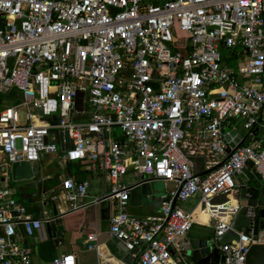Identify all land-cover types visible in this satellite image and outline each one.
I'll return each mask as SVG.
<instances>
[{"label":"built area","instance_id":"built-area-1","mask_svg":"<svg viewBox=\"0 0 264 264\" xmlns=\"http://www.w3.org/2000/svg\"><path fill=\"white\" fill-rule=\"evenodd\" d=\"M176 24L185 37L175 39ZM11 92L21 101L0 111V264H31L22 241L42 225L13 197L10 167L57 154L59 144L62 159L97 163L110 181L109 233L127 253L138 248L115 264H182L194 210L202 207L219 241L237 210L236 176L251 163L264 180V137L253 134L264 128V0H0V94ZM236 118L248 144L224 131ZM115 127L123 137L109 139ZM129 171L175 184L157 215L127 212L132 187L119 179ZM88 189L66 177L49 201L86 209L98 203ZM196 196L193 211L179 208ZM258 243L264 231L221 244L224 264H245ZM52 264L77 262L63 254Z\"/></svg>","mask_w":264,"mask_h":264},{"label":"crops","instance_id":"crops-1","mask_svg":"<svg viewBox=\"0 0 264 264\" xmlns=\"http://www.w3.org/2000/svg\"><path fill=\"white\" fill-rule=\"evenodd\" d=\"M233 121L234 120L227 123V125L231 126ZM238 129L239 127L237 128V126L234 125L229 132L225 133H229L231 136L237 135V139L243 138L245 143V139L247 138L246 133L242 136L241 132L238 133ZM64 151L65 148L59 144V152L57 154L41 155L43 162L49 160L52 162L45 165L42 173H37L34 167L36 164L40 163V157L38 162L32 164L34 174L32 179L22 181H13L11 179L13 182H17L16 186L14 185L15 183H10L9 180V186L13 197L25 208L26 213L34 218H49L50 215L47 212V207L51 202L49 201V197L53 195L61 196L60 184L63 178L68 177L77 182L87 181L89 183L88 194L91 199L101 198L111 190L110 181L101 171L99 164L92 163L88 160L68 162L61 158ZM199 159L202 161L201 166L196 165V167H198V172L203 174L204 159ZM141 178L144 177L129 171L125 176L119 179V183L123 186H132ZM235 179L237 182L239 179L242 181L245 179L246 181L244 182L255 181L257 186L264 183V180L260 179L259 176L254 173L251 163H248L244 173L236 176ZM159 182L161 181H152L150 183L151 195L149 197H142L140 203H129L127 212L130 215L146 217L158 214L161 196L166 192L174 190L176 187L172 182H161L163 183L162 186H160ZM0 184H2L1 177ZM152 184H154V187ZM239 189L240 187L237 188V191H239ZM159 191L161 195L157 194ZM236 195L237 193L233 194L232 198ZM198 201L199 196H196L184 203L178 204V206L183 211H193ZM224 201L225 198L221 202H215L214 200L215 203H222ZM55 203L58 210L63 214L61 217L62 223L60 225L62 228L61 239H58L59 241L55 243L50 235L51 230H48L44 223H42L40 229L34 234L35 237L33 242L30 238H24L22 242L29 244L31 249V264H52L55 258L63 254H73L77 264H98L100 262L115 264L117 261L121 260L119 253L115 251V248L120 245V243L112 238L109 233V228L103 230L100 209L97 205L90 206L86 209L68 211V206L61 197ZM193 218L194 223L192 228L182 240L186 244L190 240H199L211 233L213 235V229L201 206L194 210ZM18 233H21V229H18ZM90 234L96 236L94 242L96 248L94 250H89L87 247L88 243L86 238Z\"/></svg>","mask_w":264,"mask_h":264},{"label":"water","instance_id":"water-1","mask_svg":"<svg viewBox=\"0 0 264 264\" xmlns=\"http://www.w3.org/2000/svg\"><path fill=\"white\" fill-rule=\"evenodd\" d=\"M83 93L77 92L74 100V110L76 112H82L83 110ZM243 122L240 124L238 133L241 132ZM253 134L256 137V141L263 139L264 128L254 129ZM251 141V137L245 139V143L248 144ZM232 147V144H231ZM67 147L65 148V150ZM205 174V173H204ZM10 175L13 181L30 180L34 176L32 165L28 162H15L10 167ZM152 181H159L156 179L141 178L129 191V203H140L142 197H149L151 195L150 183ZM240 189L235 198V205L237 210L233 216V220L230 225V230L219 241H212L210 234L205 235L199 240H190L180 251V260L182 264H224V258L220 253L221 244L227 243L231 238H238V234L242 233L247 237L257 236L260 232L264 231V183L256 185L255 181L244 182L241 179L238 180ZM111 194L98 198L97 206L100 209V217L102 220V228L106 230L109 228L110 217V201L107 200ZM93 206V205H91ZM47 212L50 215L49 218H42L47 229L51 230V237L54 242H58L61 239V217L63 214L58 210L55 202H50L47 207ZM249 212H253V226L252 234L249 233L250 219L247 217ZM34 235L30 239L34 240ZM120 243V242H119ZM115 251L119 253L121 260L129 263L131 261V255L138 251L135 248L133 251L127 253L123 244L120 243L115 248ZM245 264H264V243L253 244L250 246L246 258Z\"/></svg>","mask_w":264,"mask_h":264},{"label":"rangeland","instance_id":"rangeland-1","mask_svg":"<svg viewBox=\"0 0 264 264\" xmlns=\"http://www.w3.org/2000/svg\"><path fill=\"white\" fill-rule=\"evenodd\" d=\"M174 31H175V35H176L175 39H178L179 37H185V33H183L182 31L179 30L177 24L174 26ZM221 55L223 56V59H227L229 57V52L221 50ZM236 65H237V60L236 59H230L229 60V66L235 67ZM20 101H21L20 95L17 92H11L9 94H0V111L3 110L6 107L18 104ZM23 112H24V110L23 111L20 110V113H23ZM240 124H241V120L236 118V119H234L233 124L231 126H228L227 123L223 125L224 126V131L225 132H229L231 130L232 126L236 125L237 128H238ZM122 135L123 134H122L121 129L119 127H115V128H112L109 138H111V139H120V138L123 137ZM241 135L244 136L245 135V131L241 130ZM17 148L20 149V142L19 141L17 142ZM194 161H195L197 166H201V162H202L201 159L196 158ZM50 162H52V161L49 160L47 162H43V158L41 157L40 163L36 164L34 169L36 170L37 173L38 172L42 173L43 172V168L45 167V165H47ZM197 169H198V167H197ZM9 180H10V183H13V184L15 183V182H13L11 180V177H9ZM243 180L246 181L245 179H243ZM16 184H17V182L14 185L16 186ZM159 184H160V186L163 185V183H161V182H159ZM109 186H110V184H109ZM152 186L154 187V184H152ZM157 194L161 195V192L159 191ZM223 200H224V197L221 196V197L215 199V202H221ZM210 239L212 241H214L213 240L214 237H213L212 233L210 234Z\"/></svg>","mask_w":264,"mask_h":264}]
</instances>
